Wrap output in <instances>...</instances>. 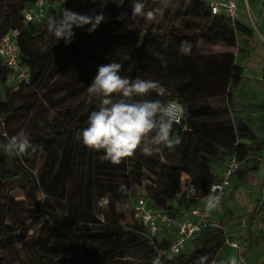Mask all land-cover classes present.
I'll return each mask as SVG.
<instances>
[{"label": "trees", "instance_id": "obj_1", "mask_svg": "<svg viewBox=\"0 0 264 264\" xmlns=\"http://www.w3.org/2000/svg\"><path fill=\"white\" fill-rule=\"evenodd\" d=\"M47 1L50 3L47 17L59 15L61 6L71 9V0L66 3L65 0ZM97 1L108 11L111 23L121 20L126 11L131 14L132 0ZM35 2L0 0V36L11 29L19 30L17 42L22 51V63L30 70V78L18 83L34 94L42 89L49 92L47 100L31 96L21 107L33 116L34 127L26 132L33 143L43 145L48 140L52 146L37 171L38 151L24 156L0 153V264H30V259L15 257L12 252L16 244L23 243L47 250L48 256L41 264H89L96 258L111 261L125 257L131 243H139L148 252V260L143 264H151L157 251L144 234L143 225L135 218L132 223L123 224L125 215L115 207L116 201L129 196V184L123 181L141 178L142 161L134 155L119 165L102 161V151L89 150L79 136H66L65 124L58 119L49 121L43 117V109L60 108L83 96L64 118L76 128L86 127L89 113L99 103L96 99L89 102L86 88L102 63L87 54L79 28L74 29V40L66 46L63 40L58 42L48 34L47 17L40 22L26 23L23 12ZM185 14L188 31L171 29L168 34L171 40H160L152 34L151 28H147L143 41L136 48V77L158 81L168 93L163 97L151 93L146 98H158L165 103L177 99L187 118V129L176 132V125L172 129L174 137L182 138L177 151L174 152V147H166L155 153L156 162L164 159L163 182L158 191L146 195L154 204L163 207L180 192L183 174L189 175L201 193H206L218 179L214 164L233 154L244 160L249 148L243 140L257 139L249 124L240 117L231 116L234 96L231 85H237L242 78V67L235 63L234 54L209 56L197 52L199 40L207 45L234 46L239 32L251 34L253 28L239 20L211 14L206 0H189ZM153 25L149 20V26ZM142 33V27L124 26L115 36L133 47L139 43ZM186 42L190 44L188 52L181 48ZM0 78L6 80L2 72ZM220 98H227L228 105L216 106L214 102ZM13 104L7 88L5 97H0V142L19 133V128L10 126L18 109ZM257 163L255 160L236 173L243 178L257 168ZM121 185H125L123 190H120ZM10 186L19 187L24 199L15 201L8 196ZM95 195L108 197V209L101 211L103 219L98 215ZM16 204L24 205L25 212H36L45 218L42 236L32 240L23 236L25 221L16 210ZM259 213L248 219L249 229ZM225 242L224 228L205 230L191 242V250L170 258L165 256L162 264H196L198 257L204 255L209 258L206 264H215Z\"/></svg>", "mask_w": 264, "mask_h": 264}, {"label": "clouds", "instance_id": "obj_2", "mask_svg": "<svg viewBox=\"0 0 264 264\" xmlns=\"http://www.w3.org/2000/svg\"><path fill=\"white\" fill-rule=\"evenodd\" d=\"M131 16L152 19L154 11L146 9L145 0H132ZM103 22H106V17L102 11L81 14L61 6L59 15L47 17L46 25L48 34L58 42L63 40L67 46L74 40V29L89 26L86 30L92 34ZM125 62L134 63L133 57L129 50L121 49L110 58V62L98 66L86 91L89 102L96 99L99 103L89 113L87 126L79 133L86 148L102 151L100 159L113 165H119L137 149L144 155H153L180 144L182 138L174 137L172 129L186 119L181 105L146 98L151 93L163 97L168 94L167 89L155 80L122 75ZM41 149L42 145L33 143L24 131L0 142V153L7 156L31 155ZM124 187L121 185L120 190ZM204 200L206 209L211 211L218 207L220 196L210 186ZM165 256L171 257V248L157 250L151 264H162ZM208 259L207 255L200 256L196 264H206ZM231 264H237V261L233 260Z\"/></svg>", "mask_w": 264, "mask_h": 264}, {"label": "rangeland", "instance_id": "obj_3", "mask_svg": "<svg viewBox=\"0 0 264 264\" xmlns=\"http://www.w3.org/2000/svg\"><path fill=\"white\" fill-rule=\"evenodd\" d=\"M145 3L146 9H152L154 11V17L152 19H144L139 17L133 18L131 14L126 11L122 14L121 20H119L117 23H111L108 19V11L103 8L97 0H95V2H93V0H71V10L75 12L81 14H92L94 11H102L106 17V22H103L92 34H89L86 30L89 26H85V28H79L80 34L86 42L87 54L89 57L93 58L95 56L96 59L100 60L102 64H106L110 62V58L115 55L118 50L127 49L131 52L134 63L125 62L124 70L121 74L136 78L138 62L136 48H138L137 45H140V43L143 41L147 28H151L152 34L160 40H163L164 38L171 40V38L168 36L171 29L188 31V29L185 28V23L188 19L187 15L185 14V10L188 7L189 0H145ZM0 10L2 11L1 8ZM240 17L243 19L245 18V20H247V22L254 28L256 32V40L264 44V37H262L257 32L258 30L254 24L257 22L248 16H242V14ZM149 20L154 22V25L151 27L149 26ZM124 26H139L143 28V33L139 39V43L133 47L125 45L116 39L115 35L118 34V32H120L121 28ZM253 41H255V39H253ZM181 48L184 52H188L190 49V44L187 42L183 43ZM214 48L216 47L212 45L207 46L200 40L197 43V52L202 55L212 56L220 53L219 51H215ZM1 72L4 75L0 66V73ZM7 88L10 90V96L14 102L13 105L18 108L16 113H14V118L11 120L10 126L19 128V132H27L28 130H31L34 127L32 120L33 116H30L26 113L24 108L21 107L23 105L22 103L25 99H30L31 96L37 97L41 101L47 100L46 98L49 94L48 90L42 89L34 94L28 89V92L26 88L20 86L17 80L10 74L8 75V78L6 77V80H2L0 78V97H5V91ZM254 93V101L264 105V94H260L258 92ZM82 98L83 96L77 98L76 100L69 101V103H65L60 108L43 109V117L48 118L49 121L58 119L59 123L61 122V124H65L63 125V130L66 136L69 134H72L73 136H79L81 129L68 124L67 120L64 118V115L67 113V111L73 110L78 104V101ZM214 104L216 106H226L223 98L216 99ZM262 112L264 113V110ZM178 131H181V129L180 126L176 125V132ZM243 141L248 145L249 148L248 156L244 160H241V169L245 170L253 162H255V160L260 161V155L264 149V144L258 142L257 139L255 141L244 139ZM51 146L52 143L48 140H45V143L42 145V149L38 151L37 163L35 167L36 171L42 166L44 157L48 152V148ZM135 156L144 164L142 176L138 181H134V179H125L123 182L129 184L130 188L129 196L128 198H123L115 202L116 209L123 212L125 215L123 224L133 222L134 213L132 210V203L135 199V195L138 193L148 194L158 191L161 187L164 177V168L162 166V163L164 162L163 158H159V161L156 162V159L158 158L157 154L154 153L153 155H144L140 150L134 154V157ZM234 175L232 177H234ZM182 183L183 179L181 178V184ZM7 190L8 196L12 197L15 201L24 199L23 191L19 187L10 186L7 188ZM94 201H97L96 208L97 211H99L98 215L101 219H103L104 216L101 214V211L108 209V197H98L95 195ZM15 208L17 211H19V213H21L20 216L25 221L22 229L24 232L23 236L29 240L37 239L42 236L45 218L41 217L36 212L30 214L23 211L25 207L22 204H16ZM158 239L160 242L159 248L165 247L167 241L162 236H159ZM192 248L193 244L190 242L187 244L185 251L191 250ZM0 250L2 249L0 248ZM12 252H14L15 257L21 256L23 258L30 259V264H41V260L48 256L46 249H44L42 246L32 243L16 244ZM146 260H148V252L146 248L139 243H131L125 257L116 258L111 261H106L102 258H96L92 263L89 264H143L146 262Z\"/></svg>", "mask_w": 264, "mask_h": 264}, {"label": "crops", "instance_id": "obj_4", "mask_svg": "<svg viewBox=\"0 0 264 264\" xmlns=\"http://www.w3.org/2000/svg\"><path fill=\"white\" fill-rule=\"evenodd\" d=\"M240 2L241 9L244 10L243 0ZM247 2L252 20L258 23H254L257 32L264 37V0ZM241 14L247 16L245 11ZM238 20L251 26L245 18L239 16ZM255 35L253 28L251 34L239 32L234 46H212L216 47L215 51L220 52L216 55L234 54L235 63L242 67L241 81L237 85H231L234 95L231 116L242 118L255 132L257 141L264 144V105L255 102L253 95L254 92L264 94V44L257 41ZM224 101L227 106V98ZM225 160L226 158L219 159L214 164L217 175L223 169ZM182 179L184 183L190 177L184 174ZM257 212L260 213L249 229L247 221ZM218 219L225 230L226 242L215 264H231L233 260L237 264H264V149L256 169H251L243 178L238 173L232 177Z\"/></svg>", "mask_w": 264, "mask_h": 264}, {"label": "built area", "instance_id": "obj_5", "mask_svg": "<svg viewBox=\"0 0 264 264\" xmlns=\"http://www.w3.org/2000/svg\"><path fill=\"white\" fill-rule=\"evenodd\" d=\"M243 3L244 10L241 9L240 0H208L211 14L222 15L232 21L238 20L243 11L252 19L247 0H243ZM49 6L50 3L47 0H36L33 6L24 10V21L27 23L44 20L47 17ZM18 34V29H11L0 36V66L4 76L8 78L10 74L17 82H21L29 80L30 70L22 63V51L17 42ZM166 103H174L183 107L177 100H169ZM178 126L181 131L187 129V118ZM241 166L242 162L236 155H229L226 158L218 179L210 185L220 196L218 207L211 211L206 209L204 200L210 187L206 193H201L191 179L181 184L180 192L168 201L167 207L154 204L146 194H136L132 203L134 218L143 225L144 234L154 245L156 251L161 248H171V255H178L203 231L223 228L218 216L223 209L232 176ZM159 236L167 241L165 247L159 248Z\"/></svg>", "mask_w": 264, "mask_h": 264}, {"label": "water", "instance_id": "obj_6", "mask_svg": "<svg viewBox=\"0 0 264 264\" xmlns=\"http://www.w3.org/2000/svg\"><path fill=\"white\" fill-rule=\"evenodd\" d=\"M177 149H178V145H175V146H174V152H176Z\"/></svg>", "mask_w": 264, "mask_h": 264}]
</instances>
